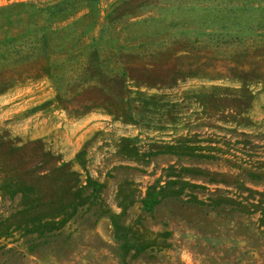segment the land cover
<instances>
[{
    "label": "rangeland",
    "instance_id": "rangeland-1",
    "mask_svg": "<svg viewBox=\"0 0 264 264\" xmlns=\"http://www.w3.org/2000/svg\"><path fill=\"white\" fill-rule=\"evenodd\" d=\"M58 1L0 0V8L23 4L0 12V40L41 25L54 43L64 33L79 38L70 55L46 49L52 77L0 94V180L16 181L9 188L16 191L48 175L40 186L46 193L63 162L82 187L88 178L101 187L84 191L88 203L60 231L23 228L1 239L11 251L0 250V264H264V0H148L123 19L127 28L102 34L105 14L121 0L93 3L89 18L83 9L43 23L33 7ZM132 34L135 45L146 41L125 49L123 38ZM166 48L227 61L142 87L149 97L118 83L121 54L145 60ZM87 52L97 53L89 69L80 62ZM102 96L122 98L126 112L97 109L76 118L56 102ZM2 190L1 183L0 222L14 221L24 195Z\"/></svg>",
    "mask_w": 264,
    "mask_h": 264
},
{
    "label": "trees",
    "instance_id": "trees-1",
    "mask_svg": "<svg viewBox=\"0 0 264 264\" xmlns=\"http://www.w3.org/2000/svg\"><path fill=\"white\" fill-rule=\"evenodd\" d=\"M98 1L99 0H61L50 6L42 8L33 7V9L39 14L42 22L48 25L50 23L67 20L83 9H87L88 12L85 13L82 18H89L92 4ZM147 1L148 0H121L112 5L103 18L101 34L104 29L108 27L114 28L116 25H119L118 32L127 28L126 25H122L123 19L137 16L142 11V7L147 5ZM19 6H23V4H13L9 7L0 8V12H9L13 8ZM7 17L10 21L12 17L15 16L9 14ZM76 22L75 20L72 25H75ZM133 24L135 23L131 25ZM68 27L69 25L60 27L57 31L61 34ZM47 30L50 29H46V26L41 25L36 27L32 33L24 29L23 32H19L15 36L8 37L5 35L4 39L0 40V94L24 84L29 80L52 77L53 66L49 61L48 53H46V49L49 46L60 49L61 53L67 55L73 52L72 49L79 39L77 36L64 33L65 36H62L60 42L54 43L46 33ZM39 31H43V33L38 34ZM84 34L85 32H81L80 36L83 37ZM137 39H139V37L134 36V34L123 38L124 42H128V46H126L125 49L129 48L132 50V48L142 46L146 41L141 42V44L137 46L134 44ZM84 48L86 49L87 45ZM161 53H164L162 57L158 56L160 53H157L153 56H148L145 60L135 57L132 52H129V54H121L124 74L122 78L118 80V83H121L122 86L126 84V87L136 88L135 94H137V96L149 97L146 93L140 91L142 87L157 88L159 86H164L173 80V78L196 75V71H194L196 68H202V70L210 69L217 65L218 62L227 61L226 59L219 58H188L182 56L180 50L171 53L167 48L162 50ZM91 54L97 55L96 52H87L80 56V59H82L80 62L83 68L89 69V67L92 66L93 56L89 57ZM29 57L32 58L29 59ZM251 65L254 68L259 66L255 62H251ZM83 94L84 93L80 95ZM124 101L125 100L122 98L114 100L110 96H102V98L96 100L88 99L84 101H77L75 98L64 99L61 97H58L56 100L60 109L67 111L71 117L76 118L97 109L103 110L110 115H117L120 117L126 112V108L123 106ZM41 152L43 158L45 157L48 160L51 159L50 153H43V149ZM81 153L77 156L78 159H80ZM56 160L58 161V159ZM54 173L56 176L50 178L53 182L50 184V189L46 193H41L40 186L43 183L45 184L49 179L48 175H37L32 177V185H30L29 182L19 183L16 191L9 190V188L17 185L16 181L13 182L5 178L0 180V184H3V196L14 197L18 193L23 194L24 203L26 205L16 211L13 216L14 221L7 219L0 222V240L6 239L9 236L8 234L11 235L15 231H21L23 228H25L24 231H27V233H42L45 229H48L47 231L50 232L60 231L74 218L78 210L88 203L91 194H84V191L91 187L92 191L96 192L101 187L100 184L92 181L90 178L87 179L86 186L82 187L79 180L80 176L72 169L71 163L62 162L59 166L54 167ZM23 183L26 184V188L23 189L22 187L19 189L21 187L20 185ZM33 190L34 198L29 200L26 194L27 192L31 194ZM148 194L149 192H147V195ZM154 195L155 194H153V196ZM44 197L48 198L46 203L42 202ZM32 202L36 203L32 204ZM260 205H262V203H260ZM17 219L19 221H17ZM2 223H5L6 226ZM29 226L30 229L28 230ZM6 247V244L0 243L1 251H11L10 248Z\"/></svg>",
    "mask_w": 264,
    "mask_h": 264
}]
</instances>
